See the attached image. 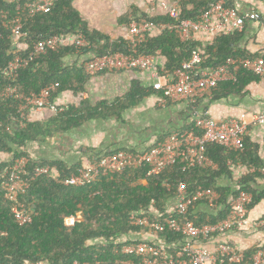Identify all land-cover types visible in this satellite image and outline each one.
Segmentation results:
<instances>
[{"label": "trees", "instance_id": "obj_1", "mask_svg": "<svg viewBox=\"0 0 264 264\" xmlns=\"http://www.w3.org/2000/svg\"><path fill=\"white\" fill-rule=\"evenodd\" d=\"M73 2L74 0H55L53 7L25 21L18 43L28 46L26 52L41 38L81 33L89 44L84 50H91L96 56L117 52L135 54L129 42L112 41L106 35L90 30L74 8ZM214 2L216 1L184 0L178 5V19L196 20ZM23 6V2L12 4L0 1V13L8 11L11 17L21 11ZM134 15L135 10H132L130 15L121 18V22L129 26L132 21L139 22L142 19L151 20L156 24L177 21L168 13L154 18H136ZM131 16L134 20H131ZM239 34H223L208 46L201 48L196 41L181 42L175 32L167 31L150 36L147 41L139 44L135 51L136 55L155 56L157 70L164 76L172 75L184 62L189 61L193 50L199 51L203 58V69L209 70L224 65L231 57L254 58L237 49ZM14 39L11 32L3 26L0 14V70L6 68L15 57L18 43ZM74 52V48L67 47L59 52L39 55L27 68L19 71L14 81L0 74V264H140L139 257L123 252V248L130 244L119 243L123 236L142 230L141 227L131 224L130 217L133 213L152 222L163 223L165 218L171 216L180 223L192 221L197 226L214 225L228 216L229 201L236 197L238 192L252 194V203L248 209H252L264 199V192L251 188L256 178L260 177L259 173H247L242 176L239 190L233 194L229 189L215 186V177L230 173L229 162L234 165L242 164L248 169L263 167V164L247 153L245 146L243 152H234L225 146L206 144L204 155L218 166L217 170L196 167L183 171L187 167V160L181 159L159 175L149 176V167L144 166L121 174L101 176L84 187H66L56 183V175L64 178L76 174L83 168L82 165L68 167L60 161L35 159L28 153L27 145L43 142L51 137L53 130L64 133L80 127L88 120L103 117V111L99 110L103 105L89 108L84 102L83 108L76 110L77 108L71 106L56 113L55 117L45 124L25 121L24 126L20 127L19 102L5 98L2 94L9 86H13L25 96H29L39 94L54 84H58V87L51 93L52 100L66 91L75 95L84 91V85L90 75L83 67L66 64V58ZM260 80V75L241 69L235 81L218 84L212 92V99L217 101L228 95H243L251 84L259 83ZM152 93V89L146 90L135 85L122 108H133ZM157 93L164 97L163 90ZM186 130H195L198 135L202 134L195 122L186 127L184 131ZM21 158L28 160L29 173L36 167L53 168L51 177L44 176L34 180L29 194L24 197L27 207L34 211V219L31 224L23 227L15 222L11 214V204L5 200L3 188L8 173L16 160ZM140 181H146L147 185L139 184ZM181 183H184L191 193L199 188L218 192L220 199L212 207V212L197 213V206L205 202L200 200L191 206L186 216L167 213L165 204L177 198ZM155 211L160 215H156ZM159 237L171 256H175L188 243L186 237L169 227L159 233ZM257 250L243 253L244 261L241 264H251Z\"/></svg>", "mask_w": 264, "mask_h": 264}, {"label": "built area", "instance_id": "obj_2", "mask_svg": "<svg viewBox=\"0 0 264 264\" xmlns=\"http://www.w3.org/2000/svg\"><path fill=\"white\" fill-rule=\"evenodd\" d=\"M7 3L23 2L21 11L10 17L8 11L1 12L3 26L9 30L14 40L18 43L22 37L24 23L39 13H43L55 5V0H0ZM161 9L169 16L176 19L174 23H159L142 19L139 22L132 21L129 25V43L135 54H123L120 52L104 54L86 62L84 70L88 75L95 76L104 72H130L153 71L158 76L156 57L153 55H136V47L147 41L154 34L175 32L181 42L195 40L199 34H210L214 40L223 34L242 32L246 18L241 16L233 7L225 6L222 2H214L209 9L202 13L196 20H179L180 10L177 5L169 6L161 4ZM252 20L260 19L259 14H252ZM89 46L86 38L81 33L73 35L52 36L41 38L29 51L24 43H18L14 59L9 65L0 70V74L7 79L16 80L19 71L27 68L39 55L48 52H59L63 48L72 47L75 51H83ZM24 52V54H21ZM26 52V53H25ZM203 58L199 51L193 50L191 59L184 62L172 75H167L165 82H159V88L164 91V99L171 101L189 100L196 105L205 96H211L219 83L236 80L241 69L264 75V59L251 57H231L222 66L204 70ZM160 81V79H159ZM58 84L50 85L39 94L25 96L21 92L9 86L2 94L5 98H12L19 102L18 112L21 115L20 127L28 121V112H40L51 109L52 112H63L64 108L58 107L52 100V91ZM197 128L202 132L198 135L195 130H176L169 133L156 145L141 151L118 150L99 157L94 163L78 170L76 174L65 176L56 175L54 180L66 187H84L101 176L109 174H121L131 169L149 167L148 175H159L168 168L176 165L179 160L186 159L187 167L183 171L200 167L202 169H218V166L204 155L206 144L225 146L234 152L244 151V138L251 122L242 115L238 119L214 120L207 114L194 112ZM252 122L264 124V115H254ZM229 165L232 163L229 162ZM28 160L21 158L16 160L8 173L7 180L3 184L5 200L11 204V213L19 226H27L33 222V212L28 209L24 196L28 195L32 182L40 177H51L53 168L50 166L36 167L31 173L27 171ZM216 166V167H215ZM250 173H259L264 176V167L259 169L251 167ZM177 203L172 213L186 216L194 203L205 200L210 206H214L220 199L218 192L211 189L199 188L195 192H189L187 186L181 183L178 187ZM252 196L246 192H238L230 201L228 216L214 225L197 226L192 221L179 222L169 216L163 223L152 222L146 217L133 213L130 217L131 224L136 227L148 229L155 234L163 233L166 227L174 232L181 233L188 239V243L175 256H171L165 246H157L146 243L127 245L123 252L140 258V264H216L227 262L228 264H241L244 255L234 246L221 243L215 252H209L197 243L207 242L215 236H222L229 231L248 225V206L252 203ZM73 264H81L74 262ZM251 264H264V248L258 249L253 256Z\"/></svg>", "mask_w": 264, "mask_h": 264}, {"label": "crops", "instance_id": "obj_3", "mask_svg": "<svg viewBox=\"0 0 264 264\" xmlns=\"http://www.w3.org/2000/svg\"><path fill=\"white\" fill-rule=\"evenodd\" d=\"M182 1L184 0H74L73 5L90 30L106 35L112 41L128 42L130 27L121 22L122 17L130 15L132 10H135L136 18L159 17L166 13L161 9L162 3L178 6ZM215 1L235 8L246 18L244 29L239 34L237 49L245 51L248 56L264 59V0ZM252 14H259L260 19H250ZM134 17L131 16V20H134ZM213 40L210 34H199L194 41L204 48ZM96 57L91 50L75 51L66 58V64L84 67L86 62ZM157 73L158 76L153 71H114L90 75L84 85V91L77 95L66 91L61 93L54 103L65 110L71 106L77 108L76 110L81 109L84 102L89 108L103 105L99 108L103 111V117L88 120L80 127L64 133L53 130L51 137L43 142L27 145L28 153L35 159L60 161L68 167L77 164L87 167L107 153L148 149L162 141L169 133L184 130L194 122V112H198L207 114L214 120H232L245 115L246 120L251 123L244 138V146L247 147V153L264 167V124L251 121L254 115H264V75L259 83L251 84L243 95H228L217 101H213L212 95L205 96L196 105H192L189 100L171 101L161 97L157 93L161 90L159 82L163 84L167 75H161L159 70ZM135 85L146 90L152 89L154 93L144 97L133 108H122ZM55 114L49 108L40 112L30 111L28 121L45 124L54 118ZM229 167L230 173L215 177V186L229 189L233 194L239 190L242 176L250 172L239 163ZM139 184L144 186L147 182L140 181ZM251 188L264 192V176L256 178ZM176 200L174 198L167 201V213L174 211ZM197 207V213H211L213 206L205 201ZM154 213L160 215L158 211ZM247 221L248 225L233 229L225 235L215 236L207 242H199L197 246L209 252H215L221 243H228L242 253L263 249L264 199L249 209ZM123 242L166 246L159 234L145 228L123 236L119 243Z\"/></svg>", "mask_w": 264, "mask_h": 264}, {"label": "clouds", "instance_id": "obj_4", "mask_svg": "<svg viewBox=\"0 0 264 264\" xmlns=\"http://www.w3.org/2000/svg\"><path fill=\"white\" fill-rule=\"evenodd\" d=\"M53 102H54V100H53ZM62 108V107H61ZM65 110V109H64ZM55 113V112H54ZM220 195V194H219ZM25 197V196H24ZM28 209H30V208H28ZM31 211H32V209H30ZM33 212V216H34V211H32ZM12 214V213H11ZM13 216V215H12ZM34 219V218H33ZM135 244H137V243H135ZM131 245V244H130Z\"/></svg>", "mask_w": 264, "mask_h": 264}]
</instances>
